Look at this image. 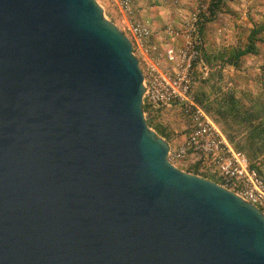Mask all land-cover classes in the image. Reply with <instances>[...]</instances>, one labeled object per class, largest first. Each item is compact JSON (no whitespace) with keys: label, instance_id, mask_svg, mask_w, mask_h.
I'll use <instances>...</instances> for the list:
<instances>
[{"label":"water","instance_id":"95a60500","mask_svg":"<svg viewBox=\"0 0 264 264\" xmlns=\"http://www.w3.org/2000/svg\"><path fill=\"white\" fill-rule=\"evenodd\" d=\"M97 0H0V264H264V214L168 160Z\"/></svg>","mask_w":264,"mask_h":264},{"label":"built area","instance_id":"2783aa9c","mask_svg":"<svg viewBox=\"0 0 264 264\" xmlns=\"http://www.w3.org/2000/svg\"><path fill=\"white\" fill-rule=\"evenodd\" d=\"M111 1L119 24L111 20L130 39L139 60L145 88L143 105L148 107L145 117H157L161 109L171 107L187 117L184 138L166 140L168 160L184 171L197 167V175L233 191L264 214V163L250 160L237 149L196 100L195 71L200 70V78L208 73L199 25L202 15L208 13L210 0L198 1L177 21L159 27L136 17L133 0Z\"/></svg>","mask_w":264,"mask_h":264},{"label":"rangeland","instance_id":"374dc122","mask_svg":"<svg viewBox=\"0 0 264 264\" xmlns=\"http://www.w3.org/2000/svg\"><path fill=\"white\" fill-rule=\"evenodd\" d=\"M104 8L107 19L118 22L119 15L111 0H98ZM143 1V2H140ZM133 0L136 4H145L149 12L159 11L166 19L159 21V26L166 22H175L181 13L204 0ZM264 0H226V4L216 16L205 24L200 35L203 59L208 67L205 78L195 71L197 88L202 93L203 101L223 133L232 138L233 145L242 150L250 160L264 163V42H258L259 53L244 56L240 66L224 64L220 56L223 51L242 47L249 30L263 21ZM119 24V22H118ZM157 26V27H159ZM209 60V61H207ZM204 108V107H203ZM154 121L162 123L171 131L167 140H181L187 133V117L177 107L159 111ZM165 139V138H164ZM166 140V139H165Z\"/></svg>","mask_w":264,"mask_h":264},{"label":"trees","instance_id":"16d2710c","mask_svg":"<svg viewBox=\"0 0 264 264\" xmlns=\"http://www.w3.org/2000/svg\"><path fill=\"white\" fill-rule=\"evenodd\" d=\"M226 4V0H210L208 13L206 15H202L200 25H199V32L200 35L204 31L205 24L208 21H211L217 14V12ZM258 42H264V14H263V21L254 25L247 34V39L245 44L242 47L233 48L231 50H227L226 52L223 51L220 53V56L223 60V65H233L235 67H239L241 60L244 56L247 55H256L259 53V46ZM209 61V60H207ZM210 62V61H209ZM203 94L196 93V100L197 102L204 107V109L208 110L207 106L203 101ZM144 111L148 110L146 105H143ZM148 125L152 127L158 135L164 137L166 140L170 137L171 131L162 123L154 121L151 117H146ZM264 130V127L263 129ZM227 135V134H226ZM231 139V137H228ZM238 149V146H236ZM255 164V163H254ZM188 172H192L194 174H200L197 167L186 169Z\"/></svg>","mask_w":264,"mask_h":264},{"label":"crops","instance_id":"0c3cea01","mask_svg":"<svg viewBox=\"0 0 264 264\" xmlns=\"http://www.w3.org/2000/svg\"><path fill=\"white\" fill-rule=\"evenodd\" d=\"M140 2H143V1H140ZM139 8H141L139 11H137V13H136V17H138V18H140V19H144V20H149V21H151V23L153 24V26L154 27H157V26H159L158 24H159V21H164L165 19H166V16H165V14H163V13H161V12H159V11H155V12H149V11H147V9L146 8H142V7H144L145 6V4H140V3H137L136 4ZM220 128V127H219ZM221 129V128H220ZM222 130V129H221ZM225 134V133H224ZM226 135V134H225ZM226 137L228 138V137H230V136H228V135H226ZM232 139V138H231ZM228 140L233 144V141L232 140H230V138H228ZM258 158H260V157H258ZM257 158V159H258ZM256 159V160H257ZM253 161H255V160H253Z\"/></svg>","mask_w":264,"mask_h":264}]
</instances>
